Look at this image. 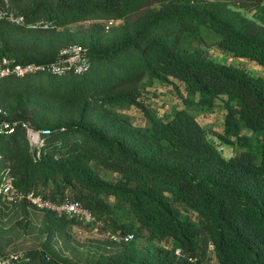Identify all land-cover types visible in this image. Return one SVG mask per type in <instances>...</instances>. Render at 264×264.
I'll return each instance as SVG.
<instances>
[{
  "label": "trees",
  "instance_id": "obj_1",
  "mask_svg": "<svg viewBox=\"0 0 264 264\" xmlns=\"http://www.w3.org/2000/svg\"><path fill=\"white\" fill-rule=\"evenodd\" d=\"M6 1L0 0V9ZM34 1L32 10V0L25 5L22 1L26 16L9 6L25 18L18 25L22 29L35 27L34 17L40 12L44 25L57 29L97 15L123 18L149 0ZM166 1L175 9L147 21L134 38L105 49L82 44L88 49L83 74L0 81V91L27 95L50 93L61 85L66 92L51 93L73 98L72 102L85 99L88 105L95 100L102 115L99 125L83 117L74 123L33 125L50 131L39 160L32 154L21 160L22 142L29 143L24 131L7 140L0 136V156L21 190L57 203L67 198L80 202L101 224V232L112 236L89 244L63 239L59 250L48 236L50 230L90 226L48 212L39 229L46 239L18 264H264V77L244 65L209 60L204 52L209 44L202 35V27L211 29L218 35L219 50L264 69V0ZM15 25L0 19L1 45H10L7 32ZM8 47L0 57L17 64L59 60ZM149 81L179 82L188 94V108L197 102L200 110L212 111L221 102L226 112L223 130L214 135L234 155L223 156L188 108L167 121L152 115L140 101ZM125 104L143 110L148 126L126 127L113 109ZM41 115L34 109L9 118L30 123L43 119ZM117 129L122 137L112 134ZM4 204L0 195V212ZM130 234L135 236L130 243L113 240ZM139 240L143 247L135 249L149 251L143 260L101 262L111 246L123 249Z\"/></svg>",
  "mask_w": 264,
  "mask_h": 264
},
{
  "label": "rangeland",
  "instance_id": "obj_2",
  "mask_svg": "<svg viewBox=\"0 0 264 264\" xmlns=\"http://www.w3.org/2000/svg\"><path fill=\"white\" fill-rule=\"evenodd\" d=\"M22 1L25 2L23 4L25 5L28 0H7V3L10 7L26 16V10L20 8L22 6ZM32 2L33 3L30 5L31 10L35 7V1L32 0ZM173 9H175V6L171 5V3L166 0H149L144 6H138L136 11H133L130 15L123 18L97 15L91 19L86 18L75 20L70 23L68 22L57 29H51L47 25H44V13L40 12L34 17V20L36 21V25H34L35 27H32V29H22V27L17 24L15 25L16 29L13 30L10 28L12 33L7 32V34L11 37L10 45L20 48H28L44 55L60 56L65 49L73 45L87 48L83 46L85 44L89 47L92 46L98 49H105L114 46L113 44L118 41H128L136 36L137 32L140 31L147 21L155 18L157 15L169 13ZM202 35L209 44L204 48V52L209 60L239 67L247 65L245 67H247L254 75L256 74V76L264 77V70H260V68L258 69L257 65L242 62L229 53L219 50L217 47V41L219 39L218 35H216L211 29L202 27ZM8 46L0 44V54L1 52L3 53L4 51H7L9 48ZM51 90V92L60 91V94L66 92L61 85L56 89ZM51 92L27 95L15 93L11 89H2L0 91V104L4 105L8 114L11 116L13 114H26L34 109L41 110V116L43 119L37 117L35 120L32 119V121H29L32 128H34L33 125H47L54 120H59L64 123H74L82 117L86 121L89 118L94 125L100 124L99 122L102 119V115L100 114L98 106L94 104L95 100L91 99L93 102L89 100L88 105L85 99H78L77 101L72 102L73 98L69 99L68 97ZM186 98H188L186 89L180 85L179 82L172 81V83H162L156 81L151 83L149 81L143 90L140 101L143 102L146 109L152 115L157 116L160 120L167 121L175 112L188 108V105H186L185 102ZM85 106L86 110H84ZM222 107V103L218 101L214 110L205 111L200 110L196 102L189 106L188 109L203 129L209 133V139L215 142V145L219 150L224 148V150L221 151L223 156L231 157L235 153L234 150L229 145L221 144L214 135L223 130L226 112ZM113 109L120 117H122L125 123H127H124L126 127L130 125L133 129H140L148 126V117L138 106H129L127 104L116 105ZM121 128L122 126L120 124L119 129ZM119 129L112 132V134L122 137L124 134ZM7 139L8 138H6V140ZM22 146H24L21 158L22 161L31 154L37 160L41 158L42 153L39 154L35 146H32L30 142L28 145H26L25 142H22ZM257 158L259 159V156ZM1 174L2 171H0V177ZM35 217L36 216H34V218ZM28 226L29 224L25 221L19 224L18 227L21 231L19 232V236L16 234H13V236L9 231H7L8 234L4 232V234H2L4 236L3 241H10L11 245L7 246L1 244L0 252L6 253L5 251H7L8 247L10 250L14 249L16 250L15 252L18 251V254L15 253L16 255L21 253L26 256V252L29 251V248L38 243L39 240L35 231L31 232L32 234L27 232V230L30 229L27 228ZM34 234L36 236H31ZM48 236L59 250L63 247V239L67 238L70 239L72 244H89V242H106L109 240L107 233L105 232L96 234L89 228L87 229L77 226L73 227L71 230H68L67 228H64L62 231H57L56 229L50 230ZM142 245V241L139 240L135 245L131 244L127 247H123V249L113 250L116 247L111 246L112 250L109 253L103 254L102 258L100 257V260L101 262H109L112 260L118 262L126 257L133 261H141L143 260L141 258H145V255L149 252L146 251V253L143 254L135 249L136 246L142 248ZM3 246L7 247L4 249ZM76 247L78 248V246ZM147 247H151V244H148ZM207 254H209V252Z\"/></svg>",
  "mask_w": 264,
  "mask_h": 264
},
{
  "label": "built area",
  "instance_id": "obj_3",
  "mask_svg": "<svg viewBox=\"0 0 264 264\" xmlns=\"http://www.w3.org/2000/svg\"><path fill=\"white\" fill-rule=\"evenodd\" d=\"M9 9V4L6 1V6L0 9V19H8L12 23L21 25L25 23V18L16 15ZM88 69V49L82 46L73 45L65 49L59 56L57 62L48 65L36 64H17L7 57H0V81L10 79H26L34 75L49 74L54 77H63L70 73L83 74ZM24 131L26 138L30 144L35 146L37 152L41 154V149L46 136L50 134L47 129L36 130L31 127L28 122L12 121L9 118L8 112L0 105V136L6 138L12 137L18 131ZM222 148L220 151H223ZM0 195L6 204L22 205L27 204L29 207L42 213H56L64 216L69 220H75L81 225L90 229L93 233L101 232V224L97 222L96 217L85 208L80 202L73 201L69 198L57 203L50 199H45L42 196L36 195L34 192H26L21 190L16 183V180L4 163L0 156ZM112 237L111 235H108ZM134 235L130 234L123 238L113 237V240L123 243H130L134 240ZM180 254V251H177ZM25 256L22 254H8L0 252V264H18ZM20 260V261H19Z\"/></svg>",
  "mask_w": 264,
  "mask_h": 264
},
{
  "label": "crops",
  "instance_id": "obj_4",
  "mask_svg": "<svg viewBox=\"0 0 264 264\" xmlns=\"http://www.w3.org/2000/svg\"><path fill=\"white\" fill-rule=\"evenodd\" d=\"M254 13L255 12H252L251 14H254ZM242 62H248V61H242ZM248 63L254 64L251 62H248ZM245 66H247V65H245ZM257 67H258V69L260 68V70H264L261 67H259L258 65H257ZM246 69L249 71V69L247 67H246ZM34 216H36V217L34 218ZM45 220H46V213L39 212V211L29 207V206H26V208H25L24 205L11 206V205H7V204L5 205L4 204L2 211L0 212V245L1 244L7 245V246L11 245L10 241L9 242L3 241L4 236L2 234H4V232H6L8 234L7 231H9L10 233H12L11 235L16 234L17 236H19V232H21V231H20V228L18 226L21 222L25 221L29 224V226L27 228H30L27 230V232L31 233V232L35 231V234L37 233L36 235L39 239L38 243L34 244L31 248H29V250L39 248L40 243H42L46 239V237H42L39 234V229L45 223ZM35 234L31 235V236H36ZM24 236H26V235H24ZM9 237H11V236H9ZM6 247L3 246L4 249ZM15 251L16 250H14V249L10 250L7 247V251H5V252L8 254H15V253L18 254V251L17 252H15ZM26 254H27V252H26Z\"/></svg>",
  "mask_w": 264,
  "mask_h": 264
}]
</instances>
